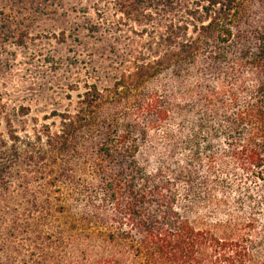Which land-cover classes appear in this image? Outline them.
Segmentation results:
<instances>
[{
    "label": "trees",
    "instance_id": "trees-1",
    "mask_svg": "<svg viewBox=\"0 0 264 264\" xmlns=\"http://www.w3.org/2000/svg\"><path fill=\"white\" fill-rule=\"evenodd\" d=\"M195 5L162 35L169 90L140 91L141 67L88 87L56 130H8L0 205L41 210L31 240L85 264H264V0Z\"/></svg>",
    "mask_w": 264,
    "mask_h": 264
},
{
    "label": "rangeland",
    "instance_id": "rangeland-1",
    "mask_svg": "<svg viewBox=\"0 0 264 264\" xmlns=\"http://www.w3.org/2000/svg\"><path fill=\"white\" fill-rule=\"evenodd\" d=\"M195 6L148 0L139 15H127L116 0H0V145L10 142V129L27 139L45 125L60 128L59 114L74 112L88 87L105 94L123 74L136 72V82L143 70L140 91L169 90L162 35ZM22 202L0 205V264H85L70 243L57 250L50 239L31 240L42 229L41 210H23ZM12 226L20 233L11 236Z\"/></svg>",
    "mask_w": 264,
    "mask_h": 264
}]
</instances>
